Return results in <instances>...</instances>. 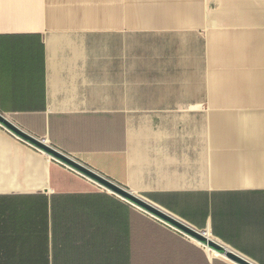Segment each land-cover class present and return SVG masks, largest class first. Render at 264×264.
<instances>
[{
	"label": "crops",
	"instance_id": "0c3cea01",
	"mask_svg": "<svg viewBox=\"0 0 264 264\" xmlns=\"http://www.w3.org/2000/svg\"><path fill=\"white\" fill-rule=\"evenodd\" d=\"M217 1L0 0V115L122 190L0 123V264H239L125 193L264 264V0Z\"/></svg>",
	"mask_w": 264,
	"mask_h": 264
},
{
	"label": "water",
	"instance_id": "95a60500",
	"mask_svg": "<svg viewBox=\"0 0 264 264\" xmlns=\"http://www.w3.org/2000/svg\"><path fill=\"white\" fill-rule=\"evenodd\" d=\"M0 123L3 124L6 128H8L16 136L30 142L32 145L38 147L39 149L45 151L46 153L60 159L61 161L65 162V163H67V164H69V165H71V166H73V167H75V168H77L83 172L89 173V174L99 178L100 180H103L105 183L109 184L113 188L122 192V190L119 187L112 184L110 181H107L106 179H103L102 177L96 175L93 171H91L87 167L83 166L79 162L75 161L71 157L67 156L66 154L62 153L61 151H59L58 149H56L52 145L47 144L45 141H43L42 139H40L38 137H35L29 133H26V132L20 130L18 127H16L12 123L8 122L7 120H5L2 117V115H0ZM125 194H127V196L131 200H133L138 206L142 207L143 209L150 212L154 216L164 220L165 222L169 223L170 225L176 227L177 229L187 233L191 237L200 241L205 246L217 250L221 254L226 255L228 258L234 260L235 262H237L239 264H253V263L241 258L236 253L228 250L224 245H222L221 243L214 240L212 237H210L205 232H201V231H198L196 229H193L192 227H189L188 225L182 223L181 221H179L175 217L169 215L168 213L161 211L160 209L154 207L153 205H151V204H149V203H147V202H145V201H143V200H141V199H139V198H137V197H135L129 193H125Z\"/></svg>",
	"mask_w": 264,
	"mask_h": 264
},
{
	"label": "rangeland",
	"instance_id": "374dc122",
	"mask_svg": "<svg viewBox=\"0 0 264 264\" xmlns=\"http://www.w3.org/2000/svg\"><path fill=\"white\" fill-rule=\"evenodd\" d=\"M259 1L260 0H241V6L238 8V4H237V8L241 11H246V12H249V11H254L253 9L255 8V5H258L259 4ZM216 2H218L216 0ZM219 6L218 3H216L215 7H216V10H217V7Z\"/></svg>",
	"mask_w": 264,
	"mask_h": 264
},
{
	"label": "bare ground",
	"instance_id": "6f19581e",
	"mask_svg": "<svg viewBox=\"0 0 264 264\" xmlns=\"http://www.w3.org/2000/svg\"><path fill=\"white\" fill-rule=\"evenodd\" d=\"M263 7H264V3H263ZM193 240L197 241L198 243H201L200 241H198L197 239L193 238ZM207 247V246H206ZM207 249L210 251L211 254L214 255H218V256H225L224 254H221L220 252H218L217 250L213 249V248H209L207 247ZM226 257V256H225Z\"/></svg>",
	"mask_w": 264,
	"mask_h": 264
}]
</instances>
